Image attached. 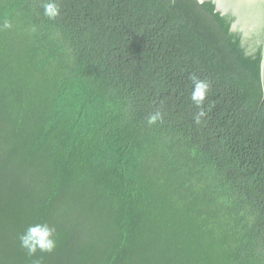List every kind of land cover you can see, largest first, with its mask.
Instances as JSON below:
<instances>
[{"label":"trees","instance_id":"1","mask_svg":"<svg viewBox=\"0 0 264 264\" xmlns=\"http://www.w3.org/2000/svg\"><path fill=\"white\" fill-rule=\"evenodd\" d=\"M42 3L0 0V264H264V27L215 0ZM33 223L52 252L20 246Z\"/></svg>","mask_w":264,"mask_h":264},{"label":"clouds","instance_id":"2","mask_svg":"<svg viewBox=\"0 0 264 264\" xmlns=\"http://www.w3.org/2000/svg\"><path fill=\"white\" fill-rule=\"evenodd\" d=\"M42 7L44 16L49 19H55L60 14V8L56 0H43ZM2 27L10 28L11 24L5 21ZM190 80L192 83L190 99L200 109L195 115L194 120L199 124L201 117L204 115V110L201 106L204 103L210 85L206 80L200 79L194 74L190 76ZM158 121L163 122V114L159 110L149 114L146 118L148 125L156 124ZM19 240L20 246L30 256L34 255L37 250L42 253H50L56 247L55 229L47 223L30 224L19 237Z\"/></svg>","mask_w":264,"mask_h":264},{"label":"flooded vegetation","instance_id":"3","mask_svg":"<svg viewBox=\"0 0 264 264\" xmlns=\"http://www.w3.org/2000/svg\"><path fill=\"white\" fill-rule=\"evenodd\" d=\"M237 14L236 24L244 28L264 27V0H215ZM264 48V43H263Z\"/></svg>","mask_w":264,"mask_h":264},{"label":"water","instance_id":"4","mask_svg":"<svg viewBox=\"0 0 264 264\" xmlns=\"http://www.w3.org/2000/svg\"><path fill=\"white\" fill-rule=\"evenodd\" d=\"M217 1V0H216ZM216 8L217 9H220V10H226V8H223V7H225V6H221V5H219L218 4V2H216ZM262 70L264 71V48H263V61H262Z\"/></svg>","mask_w":264,"mask_h":264}]
</instances>
